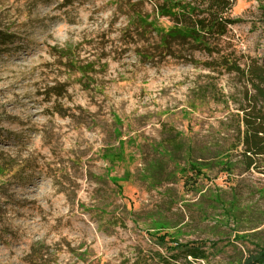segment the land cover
I'll return each mask as SVG.
<instances>
[{"label": "rangeland", "instance_id": "rangeland-1", "mask_svg": "<svg viewBox=\"0 0 264 264\" xmlns=\"http://www.w3.org/2000/svg\"><path fill=\"white\" fill-rule=\"evenodd\" d=\"M259 4L236 0L242 21L221 41L243 64L264 62ZM133 8L152 13L140 0H0V264H186L157 226L169 245L218 243L193 264H237L264 244V174L231 150L245 81L154 49ZM172 138L183 148L168 156ZM218 151L239 165L192 172Z\"/></svg>", "mask_w": 264, "mask_h": 264}, {"label": "trees", "instance_id": "trees-1", "mask_svg": "<svg viewBox=\"0 0 264 264\" xmlns=\"http://www.w3.org/2000/svg\"><path fill=\"white\" fill-rule=\"evenodd\" d=\"M140 1L151 3L152 13L144 14L142 10L133 8L130 22L145 33L156 32L154 49L166 55L187 58L185 54L176 56L177 48L181 47L182 51L188 52V61L203 64L213 70L235 73L245 81L243 103L238 108L240 113L233 115L236 140L231 150L242 147L240 155L243 172L256 170L264 174V62L260 63L251 58L243 64L234 57L233 51L223 52L221 46V41L227 37L230 27L242 21L232 14L236 0ZM257 1L264 13V0ZM160 18L166 19L169 24L163 25ZM196 52L205 53L207 59H195ZM174 139L168 144L172 148L167 152L168 156H171V152L176 153L183 148V144ZM231 153L218 151L211 162L202 158L194 159L191 155L188 164L196 174H202L204 168L217 165H221L223 170L230 173L229 171L239 165V161L232 159ZM152 168V175L155 177V172L161 168L160 163L153 164ZM259 192L264 197V187ZM156 228L155 232L158 233L152 237L155 243L171 253L174 259L183 257L186 264H193V261L197 260L209 262L210 257L221 252L216 242L195 240L181 243L178 236L173 238V244L169 245L166 240L169 235L159 232L165 226ZM189 258L192 260H188ZM237 264H264V244L257 243L256 250L237 260Z\"/></svg>", "mask_w": 264, "mask_h": 264}]
</instances>
